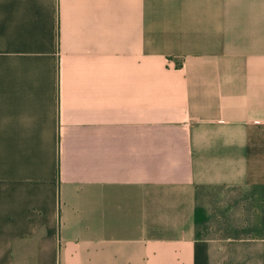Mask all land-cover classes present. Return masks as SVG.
<instances>
[{"label":"crops","instance_id":"0c3cea01","mask_svg":"<svg viewBox=\"0 0 264 264\" xmlns=\"http://www.w3.org/2000/svg\"><path fill=\"white\" fill-rule=\"evenodd\" d=\"M0 264H264V0H0Z\"/></svg>","mask_w":264,"mask_h":264}]
</instances>
